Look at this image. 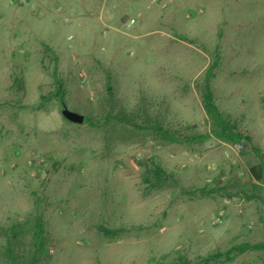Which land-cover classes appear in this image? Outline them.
Returning <instances> with one entry per match:
<instances>
[{
    "label": "rangeland",
    "instance_id": "rangeland-1",
    "mask_svg": "<svg viewBox=\"0 0 264 264\" xmlns=\"http://www.w3.org/2000/svg\"><path fill=\"white\" fill-rule=\"evenodd\" d=\"M209 68L215 105L251 144L211 134ZM260 161L264 0H0V264L9 243L32 254L37 218L39 264H201L264 243Z\"/></svg>",
    "mask_w": 264,
    "mask_h": 264
},
{
    "label": "trees",
    "instance_id": "trees-1",
    "mask_svg": "<svg viewBox=\"0 0 264 264\" xmlns=\"http://www.w3.org/2000/svg\"><path fill=\"white\" fill-rule=\"evenodd\" d=\"M215 62L214 65H216ZM208 77L205 84L204 92L202 95L203 108L205 110L206 115L209 117L210 121L213 124V129L211 134L215 137L229 142L233 144L241 143L243 141L251 144V138L247 135H244L240 132H235L233 129L235 127L227 121L222 113L219 111L217 106L214 103L213 94L211 92L209 86V80L212 76L211 68L207 71ZM57 84V90L55 95L59 98L62 97V83L59 79H55ZM62 99V98H61ZM84 124L88 123V119L84 117ZM154 131H156L164 140L169 142H176L177 139L174 138L171 134H169L166 130H164L158 124L153 127ZM148 173H151L154 176L155 183L154 187L160 188L162 186L164 178H166L165 171L158 166L157 164H153L152 168L148 170ZM250 174L252 178L257 182L264 183V162L260 161L258 164H255L250 167ZM105 234L113 235L117 230H108L105 228H101ZM11 243H9V248H7V255L11 257L13 264H39V256L45 245L44 239V227L40 218H37L35 223V231H34V243H33V251L32 254L28 257L22 256H11ZM247 252H264V243H249L243 242L240 244H236L232 246L225 252H216L210 254L202 259L201 264H226L232 262L237 257L247 253Z\"/></svg>",
    "mask_w": 264,
    "mask_h": 264
},
{
    "label": "water",
    "instance_id": "water-1",
    "mask_svg": "<svg viewBox=\"0 0 264 264\" xmlns=\"http://www.w3.org/2000/svg\"><path fill=\"white\" fill-rule=\"evenodd\" d=\"M61 113L62 116L71 123L82 124L84 121V116L82 114L73 112L65 106H63Z\"/></svg>",
    "mask_w": 264,
    "mask_h": 264
},
{
    "label": "built area",
    "instance_id": "built-area-1",
    "mask_svg": "<svg viewBox=\"0 0 264 264\" xmlns=\"http://www.w3.org/2000/svg\"><path fill=\"white\" fill-rule=\"evenodd\" d=\"M25 2H26V0H10V4H12V5H14L16 3L23 4ZM131 23H133V21H131ZM238 147L240 148V147H242V145L240 144ZM223 218H224V211L223 210H220L215 215V217L213 218V220L211 221V224L213 226L220 225L223 222ZM50 252H52V250Z\"/></svg>",
    "mask_w": 264,
    "mask_h": 264
}]
</instances>
